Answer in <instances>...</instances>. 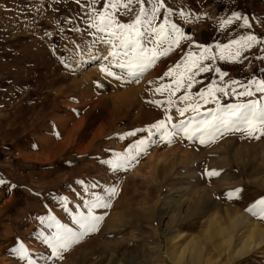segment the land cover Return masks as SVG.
I'll use <instances>...</instances> for the list:
<instances>
[{
	"label": "rangeland",
	"instance_id": "obj_1",
	"mask_svg": "<svg viewBox=\"0 0 264 264\" xmlns=\"http://www.w3.org/2000/svg\"><path fill=\"white\" fill-rule=\"evenodd\" d=\"M102 15L115 21L109 31L92 26ZM138 16L139 31L146 33L144 21L154 16L147 27L163 32L158 44L140 38L144 48L155 47L156 58L130 79L110 53H120V60L125 51L134 53L111 33ZM126 36L135 39V30ZM149 39L156 41L157 33ZM170 69L176 71L165 75ZM262 82L264 0H0V264H28L17 252L21 245L35 264H176L160 256L168 237L183 235L175 246L193 236L205 243L207 218L214 214L225 225L227 210L264 229V219L248 211L264 199V124L256 122L253 135L221 129L205 144L199 133L188 139L172 128L189 120L195 128L207 113L223 115L231 105L259 108ZM246 92L252 94L241 95ZM197 105V111H178ZM161 120L177 133L171 143L152 128ZM141 140L145 149L133 152L126 168L106 163ZM211 170L220 174L209 177ZM93 194L110 204L93 210L104 217L98 231L55 255L44 240L55 232L49 218L78 228L72 218L87 213ZM233 264H264V238Z\"/></svg>",
	"mask_w": 264,
	"mask_h": 264
},
{
	"label": "snow or ice",
	"instance_id": "obj_2",
	"mask_svg": "<svg viewBox=\"0 0 264 264\" xmlns=\"http://www.w3.org/2000/svg\"><path fill=\"white\" fill-rule=\"evenodd\" d=\"M112 7H115V5H112ZM126 7V5H125ZM157 9L154 8L153 12H155ZM141 14L146 15L143 9H141ZM155 17L153 16L152 19H149L147 21H144L145 27L147 29L146 33L141 32L138 29V25L141 24V20L139 16L137 17L134 24H120L115 25L116 27L120 28L122 31L120 33H117L116 31H112V36L120 39V47L124 49H132V52L134 54H130L128 51L124 52V56L126 59L120 60V53L113 51L110 53V55L116 59L117 62L115 64V67L120 68L121 70H126L127 75L130 79H136L139 76H141L147 68H149L153 61L156 58V49L153 48H144L141 44L140 38L143 37L145 40H147L149 43L158 44L160 42V33L163 32V27L160 29H153L150 27H147L148 25H151ZM115 24L114 20L107 19L105 16H100V23H93V27H96L98 31L100 32H106L109 31L113 25ZM173 29L177 32H179L178 29L175 28V25H173ZM135 30V39H129L127 38L126 34ZM153 32L157 33V40L152 41L149 39L151 34ZM182 35V34H181ZM247 41H255V37H248ZM106 43L112 44V40L106 41ZM172 44H178V40H173ZM168 51H171V44L169 45L168 49L165 50L162 54H167ZM206 52L208 50H205ZM151 52L153 55L151 57H148L145 55V53ZM204 58H212V57H204ZM195 67L199 69V71H209L207 67H200L199 64H195ZM180 65L176 66V69H179ZM103 71L109 75L115 77L117 80L122 79L121 76L117 75L115 72L111 71L110 68L105 67ZM176 70L170 69L165 75L172 76ZM186 71H189L186 69ZM193 74H190L187 76V79L191 82L193 78ZM102 86V85H101ZM183 86V78H178L176 80V89L179 90ZM170 87V86H169ZM189 87H191V83H189ZM157 91H163V89H156ZM219 91H223V89H219ZM257 91L264 92V82H262L258 87ZM251 95V92L242 93L241 95ZM205 93H200L201 99H204ZM208 96L213 95V90L209 89ZM183 99L187 100L190 99V97L185 96ZM207 102V101H206ZM169 103L171 104L172 101L169 100ZM197 111V106H189L186 108L178 109L181 115H183L185 112L189 111ZM223 115H213L211 112L207 113L206 116L208 118L202 120L199 122V124L196 125L195 128H192V121L189 120L187 122L182 121L179 125L173 124L172 128L177 129L179 132H183L184 135L188 139H193L194 137H197V133H199V142L201 144H205L210 142L212 139H215L217 134L220 132L221 129L229 130V129H235L237 131H248L249 135H253V128L256 122H259L260 124H264V104H261V106L258 108L256 103L251 104H240V105H231L227 109H221L220 110ZM169 120H171V117H168ZM152 128H155L158 132H161V136L163 139H166L168 143L172 142V137L176 135V132L169 131L167 129V125L163 120L157 122L156 124L152 125ZM163 130V131H161ZM143 131V130H141ZM149 132H151V129H148ZM261 133L264 134V129H261ZM129 135H135V133H129ZM205 135L209 137V140H205ZM258 138V137H256ZM147 145V141L141 140L138 144L134 145L132 148L128 150V155L124 154H117L116 160H110L106 161V163L110 164L113 169L124 167L126 168L127 165L130 163L131 160H134L136 158L135 155H133V152H136L138 155L139 152L143 151ZM220 173L216 170H211L207 172V175L209 177L212 176H218ZM4 183L3 180H0V184ZM92 187H95V185H92ZM109 194H115L116 189L110 188L107 190ZM239 190H236L235 192H229L228 197L232 198L237 194ZM93 199L87 201L85 203V208L87 209V213L81 212L79 215L74 216L73 223L78 226V228L74 229L71 227H68L67 225L61 224L59 221L56 220L55 217H50V223H48L49 228H55V232L51 236H45L44 240L46 243L49 244V246L52 248L53 253L57 256L61 255L62 251L67 250L71 248L73 245L81 242L84 238H86L90 233H94L98 231V226L100 222L104 219L103 216H98L94 214V209L96 208H108L110 207V204L106 202L105 197L93 194ZM249 212L253 213V215H256L260 217L261 219H264V199H260L256 201V203L248 209ZM44 222L43 220L41 221ZM18 254L27 259L28 264H35V261H33L29 256L27 249L24 248L23 245L20 246L19 249H17Z\"/></svg>",
	"mask_w": 264,
	"mask_h": 264
},
{
	"label": "bare ground",
	"instance_id": "obj_3",
	"mask_svg": "<svg viewBox=\"0 0 264 264\" xmlns=\"http://www.w3.org/2000/svg\"><path fill=\"white\" fill-rule=\"evenodd\" d=\"M52 25H54V24L52 23ZM71 25L73 26V23ZM71 25H69V26L72 27ZM69 26H68V28H69ZM57 28H59V27H57ZM68 28H66V29H68ZM76 29H77V27H76ZM78 30H80V29H78ZM68 31H69V29H68ZM90 32H91V30H90ZM61 34H63V33L61 32ZM66 36L68 37V35H66ZM60 37H61V35H60ZM69 39H71V38H69ZM102 40H104V39H102ZM84 49H85V47H84ZM78 50H77V52H78ZM86 52H88V51H86ZM76 71H78V70L76 69ZM65 81H67V80H65ZM121 95H123V94H121ZM76 110L77 109L75 108V111ZM50 119H52V118H50ZM53 119H55V118H53ZM65 125H67V124H65ZM56 129H57L58 134H61V132H63V129H61L60 123H59V125L56 124ZM207 219L208 220H207L206 226L208 229L205 232V239H206L205 243H203L201 241V238L199 236H193L186 243H180L177 246H175V244L178 243V240L175 241L174 239H176L177 237L180 238L183 235L178 234V235H176V237H171L172 235L170 237H168V234L171 232L169 231V233H168L165 230H162V233H164L168 237V240H169V246H168L167 250L164 252L160 251V256L163 258V260H165V261L171 260V261H174L176 264H233V263H235L237 258L245 256L251 250H253L256 246L261 244V242L263 241L264 229L257 222H253L250 219V217L247 214H244L243 212H239V211L230 212L229 210H227V221H226L227 223L225 225H221L218 221L219 219L217 220L216 215H214V214L210 215ZM174 241H175V244L173 243ZM103 259L105 260V258H103ZM103 259H102V261L104 262ZM108 259L109 258H107V260ZM119 264H122V263H119Z\"/></svg>",
	"mask_w": 264,
	"mask_h": 264
}]
</instances>
